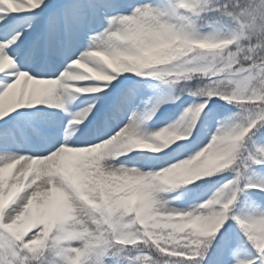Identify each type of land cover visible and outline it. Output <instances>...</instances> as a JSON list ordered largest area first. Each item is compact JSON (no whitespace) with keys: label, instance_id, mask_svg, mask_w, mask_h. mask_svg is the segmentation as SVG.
<instances>
[{"label":"snow or ice","instance_id":"1","mask_svg":"<svg viewBox=\"0 0 264 264\" xmlns=\"http://www.w3.org/2000/svg\"><path fill=\"white\" fill-rule=\"evenodd\" d=\"M0 264H264V0H0Z\"/></svg>","mask_w":264,"mask_h":264}]
</instances>
